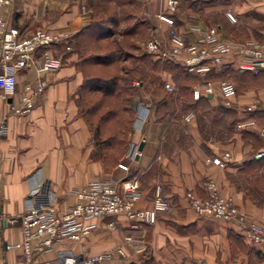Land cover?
<instances>
[{
    "label": "crops",
    "instance_id": "crops-1",
    "mask_svg": "<svg viewBox=\"0 0 264 264\" xmlns=\"http://www.w3.org/2000/svg\"><path fill=\"white\" fill-rule=\"evenodd\" d=\"M109 3L113 4L112 0ZM148 3L151 12L164 8V0ZM120 5L124 3L115 4V9ZM125 5L128 6V2ZM217 6L205 4L199 11ZM187 7L191 9L193 5ZM257 8L264 9V6ZM0 13L6 23L23 32L43 26L66 30L69 36L90 20V10L83 6V0H12ZM195 21L203 23L200 17ZM188 24H178L186 38L191 37L186 31ZM157 25L160 28L157 29ZM164 26L154 19L149 26L150 33L164 36ZM64 48L63 40L51 45L53 54L59 59L63 54L64 57L57 67L44 73L45 84L26 113H10L0 98V120L5 125L4 132L0 133V264H41L54 260L55 249L82 256L112 250L116 245L121 246L124 256L100 264H199L200 261L203 264H264V245L251 246L230 222L196 214L183 196L186 190L203 196L202 183L211 177L220 193L230 196L239 211L264 225V197L259 203H253L228 177L243 160L251 157L252 148L242 141L239 132H234L230 139L212 136L203 139L196 129L194 111L190 110L192 115L185 120L182 135L173 127L166 136V122L153 120L148 105L144 120L129 141L136 144L142 141L136 157L128 160L122 154L106 169L100 160L90 157L89 130L74 102L81 71L74 64L75 51L66 52ZM35 75L33 66L17 69L16 90ZM261 90L258 93L264 94ZM207 96L214 101L218 95ZM249 98L254 96L236 94L235 116L242 114L240 107ZM257 98L262 104L256 109H264V95ZM222 150L230 155L222 166L208 160ZM122 164L127 165V171L122 169ZM135 170L141 174L137 205L148 204L156 183L161 193L170 199L171 206L157 211L153 222L134 226L121 214L95 216L89 220L92 226L87 233L75 240L54 242L52 250L38 253L31 261L23 259L19 248L4 247V243L19 239L17 216L26 203L29 189L35 184L40 183L51 193L52 210L59 212L74 199L69 191L89 179L117 182L127 172ZM109 220L113 221L112 228L107 225Z\"/></svg>",
    "mask_w": 264,
    "mask_h": 264
},
{
    "label": "built area",
    "instance_id": "built-area-1",
    "mask_svg": "<svg viewBox=\"0 0 264 264\" xmlns=\"http://www.w3.org/2000/svg\"><path fill=\"white\" fill-rule=\"evenodd\" d=\"M12 0H0V9L6 7ZM178 0H164V8L153 12V18L164 23L165 35L149 33L142 45L145 51L154 56L170 59L186 70L204 73L212 66L230 64L241 69L256 71L264 68V40L251 37L236 39L220 35L216 23H206L199 26L189 23L186 31L191 33L186 38L184 30L180 29L173 17ZM225 16L235 20L234 14L227 8ZM69 37L66 30H56L43 26L23 32L15 25L6 23L0 13V98L4 100L7 111L17 115L26 113L33 105L35 96L45 84L44 73L57 67L59 56L51 52V45ZM64 47L70 45L65 42ZM33 66L36 75L25 81L19 90H16V71L19 68ZM166 89L173 85L168 79L163 80ZM191 96L197 97L200 93H216L223 104L228 105L235 95V85L226 77L214 80L200 78L190 84ZM9 97V99H7ZM262 100L250 99L240 107L244 116L235 121V127L254 125V118L246 114L260 107ZM148 103L138 100L134 106L133 125L138 128L146 116ZM192 115L186 111L183 119ZM5 125L0 120V133L4 132ZM260 135V146L251 152L252 158L264 155V126L257 127ZM137 144L129 142L123 156L133 160ZM229 152L222 150L220 154L208 158L219 166L229 159ZM127 171V165L122 164ZM140 172L130 171L117 182L102 178H92L84 184L69 191L73 201L59 212L52 210V195L43 189L40 183L32 186L22 211L18 214L19 239L16 242L4 243V247H17L25 261H31L38 253L53 249L54 242L63 239L75 240L84 235L91 228L90 218L95 216L121 214L132 225L151 223L155 214L160 210H167L171 206L170 199L160 191L158 183L153 185L152 196L146 205H137L140 197L138 176ZM203 196L192 190L183 194L187 205L196 213L230 222L240 232L251 246L264 245V225L250 220L239 211L228 195L220 193L213 178L208 177L202 183ZM13 218H11L12 220ZM107 225L112 228L113 221ZM129 236H125L128 239ZM54 260L41 264H100L107 260H118L124 256L121 246L116 245L112 250L99 251L82 256L67 253L63 249L53 250ZM203 264V262H199Z\"/></svg>",
    "mask_w": 264,
    "mask_h": 264
},
{
    "label": "trees",
    "instance_id": "trees-1",
    "mask_svg": "<svg viewBox=\"0 0 264 264\" xmlns=\"http://www.w3.org/2000/svg\"><path fill=\"white\" fill-rule=\"evenodd\" d=\"M110 1L83 0V6L90 10V20L63 40L70 45L64 48L66 52L75 51L74 64L81 71L74 102L77 113L89 130L91 158L100 160L106 166L107 159L115 161L124 153L126 147L122 132L128 128L133 117L130 108L132 96L145 100L151 106L153 120L166 122V136L173 127L181 134L182 127L178 119L186 111L193 110L196 129L203 139L209 136L220 140L230 139L234 132H239L242 141L248 143L252 150L260 146L257 127L264 126V109H254L246 114L254 118V125L238 129L235 121L244 116H235L234 104L223 105L218 100L210 101L205 93L192 97L190 84L200 78H219L227 74L232 75L238 83L242 77L255 78L264 74V68L250 71L223 63L210 67L204 73H196L170 59L152 57L150 52L144 50L136 54L128 53L108 36L118 21L115 4L130 0H112L113 4ZM216 23L221 26L219 20ZM121 54L131 58L130 63L123 64V73H119V67L115 63ZM63 57L64 54L60 60ZM160 70L169 73L172 89H164L158 74ZM132 79H136L137 83H132ZM233 83L236 93V84ZM118 101H121V105H118ZM124 109L128 111L126 115L123 113ZM259 119L263 121L260 122ZM140 176L141 174L138 181ZM228 177L235 188L242 190L243 196L253 203H259L264 197V155L246 158L234 174Z\"/></svg>",
    "mask_w": 264,
    "mask_h": 264
},
{
    "label": "rangeland",
    "instance_id": "rangeland-1",
    "mask_svg": "<svg viewBox=\"0 0 264 264\" xmlns=\"http://www.w3.org/2000/svg\"><path fill=\"white\" fill-rule=\"evenodd\" d=\"M151 1L153 0H130L128 1V6L125 5L127 2H121L124 3V5H120L119 8L115 9L118 21L114 26V30L110 33L108 37L109 39L116 40L118 44L121 45L120 47L128 53L136 54L138 51L144 50L142 43L145 37L150 33V23L154 22L153 12L149 10V8H151V5L148 2ZM208 1L209 2H201L199 0H179L177 8L173 13L176 25L178 26V24L182 23L186 24V22L203 25V23L206 24L209 22L216 23L219 20V22H221V26L218 24V30L220 35L222 36L232 37L236 39H244L247 37H251L260 41L264 40V9L257 8L262 5L264 6V0H214L212 2H210V0ZM188 4L193 5V7L189 9L187 7ZM205 4L218 6L199 11L200 7ZM187 8L189 10H187ZM227 8L234 14V21L229 20L225 16L224 11ZM189 13H191L192 15ZM198 17H200V20H202L203 23H198L195 21ZM205 20H207V22H204ZM158 28H160L159 25H157V29ZM151 56L155 57L152 54ZM130 62L131 58L129 57V55H119L118 58L115 60L116 65H118L119 67V73H123L124 71L123 64H128ZM158 74L160 75L162 81L164 79H170L169 73L165 70L158 71ZM224 77L229 78L236 84V93L234 96H232V99H234V97L238 93L245 94L246 96H254V98L256 99H259L257 98L258 96L264 95L258 93V90H264L263 73L257 75L255 78L250 76H247L246 78L242 77L241 81H239L238 83L236 82L237 80L234 81L232 75L227 74L224 75ZM132 83H137V80L132 79ZM164 89L166 88L164 87ZM118 97H120V94ZM219 99V96H215L214 101L218 100L221 102V104H223L221 99ZM138 100L143 99H140L136 96H132L130 108L132 109L133 117L134 106ZM229 104H233V100L230 101ZM118 105H121V101H118ZM123 113L126 115L128 113L127 109H124ZM184 114H182L178 119V123L181 127L185 126V120L183 119ZM133 117L128 128L125 130V132H122V136L125 138L124 147L127 146L134 131L137 130V128H135L133 125ZM115 152L116 151H114V153ZM121 156L122 155H120L115 161L107 159L105 168L107 169V167L114 165Z\"/></svg>",
    "mask_w": 264,
    "mask_h": 264
},
{
    "label": "water",
    "instance_id": "water-1",
    "mask_svg": "<svg viewBox=\"0 0 264 264\" xmlns=\"http://www.w3.org/2000/svg\"><path fill=\"white\" fill-rule=\"evenodd\" d=\"M206 95H211V93H206ZM7 99H9V97H7ZM141 145H142V141L140 140V141L137 143V146H136L137 151L140 150ZM136 155H137V153L135 154V157H136Z\"/></svg>",
    "mask_w": 264,
    "mask_h": 264
}]
</instances>
